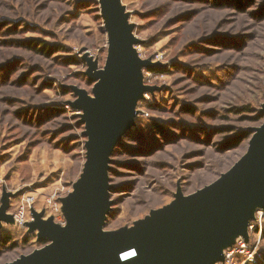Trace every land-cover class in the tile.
Segmentation results:
<instances>
[{
  "label": "rangeland",
  "instance_id": "1",
  "mask_svg": "<svg viewBox=\"0 0 264 264\" xmlns=\"http://www.w3.org/2000/svg\"><path fill=\"white\" fill-rule=\"evenodd\" d=\"M117 1L136 54L147 64L141 84L152 89L130 106L128 125L109 156L104 232L113 239L180 192L189 195L217 180L246 154L253 134L264 130V0ZM2 23L0 207L9 194L13 215L23 198L33 196L29 221L33 210L47 219L53 216L47 200H56L62 211L86 172L80 91L94 97L88 70L105 68L108 32L100 0H0ZM45 44L53 50L35 49ZM244 130L253 134L238 145ZM260 211L242 214L230 236L247 226L250 236ZM261 218L255 264H264V213ZM1 229L11 241L0 240V264L44 246L38 229L7 222ZM225 242L221 252L230 247ZM204 256L203 264L223 263L213 250L205 249Z\"/></svg>",
  "mask_w": 264,
  "mask_h": 264
},
{
  "label": "water",
  "instance_id": "2",
  "mask_svg": "<svg viewBox=\"0 0 264 264\" xmlns=\"http://www.w3.org/2000/svg\"><path fill=\"white\" fill-rule=\"evenodd\" d=\"M100 3L109 51L104 69L88 70L94 97L80 91L88 137L86 172L75 184L77 192L63 200L66 225L33 210L26 226L38 229L42 242H49L7 264H203L205 249L224 262L219 243L232 247L239 238L249 239L248 226L245 233L236 228L238 233L230 236L232 225L241 226L244 213L255 217V209L264 210V130L253 134L246 154L211 184L189 195L180 192L173 203L122 238L104 232L111 205L109 156L128 125L130 106L152 87L141 84V69L147 64L136 54L123 9L117 0ZM9 208L5 194L0 228L3 222L15 223Z\"/></svg>",
  "mask_w": 264,
  "mask_h": 264
},
{
  "label": "built area",
  "instance_id": "3",
  "mask_svg": "<svg viewBox=\"0 0 264 264\" xmlns=\"http://www.w3.org/2000/svg\"><path fill=\"white\" fill-rule=\"evenodd\" d=\"M35 203L33 196H26L18 204L16 211L13 214L14 221L17 226L25 227L26 223L31 218L29 216V209ZM47 204L50 208V212L53 214L55 222L66 225V218L61 211L59 203L53 198L47 200ZM264 211L259 212L258 222L250 226L251 234L246 241L244 238H239L234 246L230 247L225 252V260L222 264H255L257 259L261 256L259 251L260 234L254 237L255 229L260 228L262 230V218Z\"/></svg>",
  "mask_w": 264,
  "mask_h": 264
},
{
  "label": "trees",
  "instance_id": "4",
  "mask_svg": "<svg viewBox=\"0 0 264 264\" xmlns=\"http://www.w3.org/2000/svg\"><path fill=\"white\" fill-rule=\"evenodd\" d=\"M3 26H5V23L0 24V27L3 28ZM37 41L32 40V43H36ZM32 47V45H31ZM35 49H39L40 52H43L44 54H47L49 51H52L53 48H51V46H48L47 44H45L43 47L39 48L38 46H36ZM58 49V48H57ZM71 60V59H70ZM247 109V108H246ZM192 111V110H191ZM240 111V109H239ZM155 128L158 129V131H161V126L159 125V123L154 122V126ZM253 132L249 131V130H244L243 132L240 133V138L241 140H238L237 144L239 145L243 140L245 139H249L252 136ZM236 143V142H235ZM0 240H2L5 243H9L11 241V234L9 232H7L6 230H3L0 228ZM49 241H44L43 244L45 245L46 243H48Z\"/></svg>",
  "mask_w": 264,
  "mask_h": 264
}]
</instances>
